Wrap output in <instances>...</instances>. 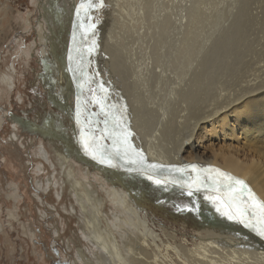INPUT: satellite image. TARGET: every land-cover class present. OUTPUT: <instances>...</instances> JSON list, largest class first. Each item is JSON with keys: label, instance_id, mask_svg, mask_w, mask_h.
Masks as SVG:
<instances>
[{"label": "rangeland", "instance_id": "rangeland-1", "mask_svg": "<svg viewBox=\"0 0 264 264\" xmlns=\"http://www.w3.org/2000/svg\"><path fill=\"white\" fill-rule=\"evenodd\" d=\"M70 1H74V0H70ZM149 1L152 2L153 0L152 1L149 0ZM221 1L222 0H191V1L177 0L176 3L173 1L172 6L169 5L168 3L167 5L170 7L166 6V10L168 12V15H170L168 18H171V21L173 20L175 22L174 27H176L177 25L179 26L178 17H179V13L181 12L179 9L183 8L181 7V5L183 6V4L186 6L189 5L188 8L190 7L189 20H191V22L188 20L186 21L187 23L189 22L190 24L189 23L187 24L185 22L184 23L185 27H182L181 29H179V27H176L177 28L176 29L173 27V25H172L173 28H170L171 26H169V29H171L169 31L171 32L168 31L169 33L166 32L163 33V35L160 32L163 31L162 27L160 28V24H162L160 22L158 24L159 27L157 26L155 27L153 24L152 29L150 30L146 29V26H144L139 30L143 31V33L146 32L147 34L148 33L149 34L146 36L142 35V37L141 35H139L140 39L138 41L139 36L138 33L135 32V28H134L137 26L134 25L133 27L132 22L126 19L128 18L127 16H125L124 18L126 19V22L128 21L127 22L128 24L130 23L131 26H128V24L124 20V22L126 23L125 24L122 20V17H120L119 19L120 15H118L115 12V10H113L114 12L111 11L112 12L111 18L106 16L107 15L106 12L110 8L109 0H96L95 3L97 4V7H93L87 10L88 13L84 11V19L86 20V22L89 23V24L87 23L88 26L94 24L96 28V29L89 28L88 33L84 34L85 36L83 38V44L86 42L85 43L86 45L82 44L81 46V51H83L82 49L83 47L84 48L83 54L85 53L84 61L82 64L84 65L83 71L86 73L85 78L86 79L90 78L89 80H86L88 87L86 86L84 89V96L87 98V101L92 102L93 92L90 91L91 88L98 90L99 89L98 86L106 83L105 86L106 85L109 86V87L103 86L105 89L107 88L106 89L107 92L109 91L108 93H106V100H105L106 106L112 107V111L116 112L115 113L116 115H120V110L126 107L128 108L125 115L127 116V123L129 124L130 131L133 133V135L130 137V140L134 141L133 138L136 140L135 137H137L138 142L141 141L140 143L143 144L142 140L146 139L145 137H147V134L151 132V127H153V123H155L156 121V114L158 112L157 109H159L160 106H163V103H161V98L165 90L163 87L165 86L163 84L164 80L162 79V75H159L158 73H157L158 76H156L157 74L154 75L156 73L155 71L156 70L158 71L160 69L159 67L156 66V64L157 65L159 64V66H161L160 64L164 65V62L167 60L165 58L169 59L171 57L170 60L172 62L169 63L171 66L168 64V62L167 63L165 62L164 68H166V71L168 69V74L170 75V77L173 76L172 79L174 77L176 78L178 75L182 76V71L183 69H185V67L184 68L181 67V63L183 61V55H184L182 46L183 45L186 46L188 44L191 45L194 42L193 40H197L199 43L202 41L200 38L201 36L198 37V35H196L199 33L200 26H202V24L204 23V25L201 28H206V25L210 26L212 21L213 22L219 21L217 19L221 18L222 16H223L221 19L222 21H220L219 24L222 22L223 29H225L224 27H226L224 26L225 24L227 25V28L230 26L228 24L233 20L231 19L232 16L230 15L229 11L226 10L228 9V7H226L225 4L224 5L221 4L220 3ZM101 2H102V6H99ZM151 4H154V2ZM148 5L149 3L147 2L146 5L144 6L143 9L144 12L142 14L144 19L142 18L141 15L140 21L142 19L143 21L144 20L149 21L150 16L154 13V11H150V10H154L153 7L151 9L150 6L149 9ZM256 5H257L256 0L253 1L251 0V2H249L247 6L246 14L248 20L246 21L242 29L243 41L239 49L240 57L238 61L233 64L232 63L229 64L232 61V59H228V56L226 54H222L218 58V63L216 64L217 66H215V68L216 67L219 68L213 69L215 70L213 71L215 77L212 74V72H209V70H211L209 69L206 73H203L201 74V76L199 75L194 79L196 80V83H199L201 85L200 86L199 84L198 85L196 84L198 86L197 88L198 91L196 90L197 91L196 95L198 97L197 101H198V106L201 109L197 108V105H195L197 104L195 99L196 95L195 98H193L194 101L193 105H195L194 107L197 108V111L198 110L202 111V109H204L203 111L205 112L206 111L205 109L207 110L209 109L207 105L211 108L210 105L214 101H216L217 98L215 97L223 94L224 92L228 93L229 91L231 94L239 86L245 84L249 79L253 77V74L255 73L257 66L262 63V60H264V55L261 53V49L264 48V21L263 22L259 21L257 23L252 19V14L255 12ZM58 7H60V5H58L57 3V5L54 7V11L55 9L56 12L57 10L59 11ZM220 8H222L225 12L222 13L221 11L219 17L218 12ZM206 11L209 13H206ZM226 12L228 13L226 14ZM174 13L178 14V16L176 17ZM228 14L231 17H229ZM103 17L104 18L106 17L105 20H107V22L103 21L104 20ZM113 17H116V19L114 18L113 20ZM56 18L58 19L59 16ZM117 19L119 20L118 23H116ZM241 19L242 18L240 16L236 20V29L239 31V33H241V29L239 28L241 24ZM151 20H154V18L152 19L151 17L150 21ZM203 20L206 22H204ZM38 21H41L42 24L40 25L41 28L40 26L37 25ZM98 26L99 27L102 26V27L99 28ZM187 27L192 31L188 30L186 32L185 29ZM98 28L99 29L103 28V30L104 28H106V30L107 28H109V30H107L106 32V30L103 31L102 29L97 30ZM154 29L157 32H155ZM38 30L43 32L44 39L49 38L48 36L49 29L46 25V22L44 21V18L41 16L39 7L37 6V0H0V226H1L0 264H97L93 256V254H95L94 251L95 248L84 237L82 232L84 231V229L82 228L83 226H81L82 218L80 216L81 213L80 208L75 200V197L72 194L73 192H71L70 186L68 185L69 183L63 181L65 179L64 175L62 174L64 169H62V167L58 163L59 157L57 156L54 148H52L51 144L48 142L47 135H45L41 131V129L43 128L45 129L54 128L61 134L60 136L62 137V140L65 139L66 136H69L67 133L68 132L67 127L66 126L64 127L63 126L64 124L57 122L56 117L58 113V108L56 106L57 100H55L57 97L52 93L53 88L49 83L50 82L49 78L51 77L50 71L48 69L49 67L44 62L45 59L44 53L45 52L47 54L50 53L51 48L49 46V43L46 42V40L43 41L40 40L38 36V32H39ZM100 31L101 32L103 31L104 33H101ZM136 34L138 37L136 36ZM172 34L175 36L172 37ZM192 34L193 35L195 34L196 36H193ZM102 35L106 36L107 38L106 41H109V36H113L111 37L113 39V43L116 42L117 40L119 41L118 44L119 43L122 44L123 42V45L120 44L118 47L120 50L119 54H121V56L122 54L124 55L125 58L122 56L123 57L122 59L125 60L124 62L126 65L127 64L129 66L131 65V68L129 67V69L127 67L128 71L126 74H124L125 81L126 83L128 82L127 84H129L126 85L128 86L127 88L126 86L123 87V85H119L117 83L114 84L112 82L113 72L111 71V69L109 70V66L107 63L108 55L102 50L103 48L101 45L99 47L98 44L97 45L95 44L96 45L95 48L97 49L95 50L94 48V50L91 53L88 52V49L93 47V41L95 40L98 41L99 39L98 36L102 39ZM116 35L117 38L118 36L120 38L123 35L124 37L120 38V40L119 38L116 40L114 39V36L116 37ZM95 36L97 37V39H95L96 38ZM180 37L183 39V41ZM186 38L187 40L188 39L189 40L187 41L188 43L185 45ZM112 39H110L109 42H111ZM97 41H95V43ZM197 41L196 43H194L195 47L197 46L196 45L198 43ZM146 42H148V44ZM167 42H169V44ZM100 43L101 42L99 41V44ZM152 44H154L155 46ZM148 46L153 50H150ZM163 46L166 48H164ZM207 48H205V50ZM124 51L126 53H124ZM153 51L154 53H158L156 54L158 56L156 55L154 56L153 54H150L151 52L153 53ZM165 51L167 52L165 53ZM160 53L161 55H159ZM181 53L183 54L181 55ZM133 54L135 56H132ZM98 55L100 56L102 55L101 58ZM148 55L155 57V61L157 58V62L153 61V64L149 63L148 66L150 68V71L149 69L148 70L146 69L147 70L146 71L145 68L143 70L141 69V71L143 72L146 71L144 72L146 75L143 73L145 77L142 76L143 77L142 79L140 78L142 75L140 68L144 66L140 64L142 66L140 67L139 65L138 66L139 70H138L136 65L139 64L141 60H142L141 62H143V60L145 61L146 57H149ZM190 55H191L190 57H192V55L194 56V54H190ZM134 58L137 60H134ZM96 63H99L97 64L98 66L94 65ZM152 65L154 66V68H152L153 67ZM133 68L134 71H132ZM151 68L154 69L155 71H153ZM135 70L137 71V74ZM97 74L98 75L101 74L100 76L102 80L101 79L99 80L100 77ZM128 74H130V76ZM132 74L134 76L137 75L136 76L137 78L134 77ZM206 74L208 75L206 76ZM105 75L108 80L106 78H103L105 77ZM3 76H8L11 79L10 86L6 85L7 84L6 81L1 80ZM203 77L205 79H202ZM103 79H106V81H103ZM137 79L140 80L138 81ZM148 79H150V81ZM131 80L132 82L133 81L134 82L131 83L130 82ZM143 80H145V83H143L144 82ZM153 80L156 82H154ZM99 81L100 84H98ZM107 81L112 83H107ZM136 81L139 83H136ZM187 81L188 80L185 81L186 85H189L187 84ZM95 82H97V84ZM94 83L97 86H95ZM188 83H190V81H188ZM112 84L119 86L116 88L117 91L116 89H114V86ZM158 84L159 85L162 84L163 86L162 85L159 86ZM153 85H155L156 87H154ZM121 86L125 89L124 90L120 89L122 88ZM199 86L201 88H203L202 86H204V88L206 89L204 91L206 93L203 92ZM108 88H110V90ZM161 89L162 90L164 89L163 92ZM199 89L201 90V92L199 91ZM208 91L209 94H207ZM120 92L123 93H121L120 95ZM198 92L199 94L200 93L201 94L199 95ZM213 94L215 97L213 96ZM176 99L178 100V97H176ZM176 99L172 101L173 104L171 103V105H169V109L170 110L174 109V112L177 114L174 113L173 115V113H169L168 116L169 122L167 123V129H165V131H167L168 133L166 134V132L164 131L165 134L163 135H165V138L162 135L163 142H161L162 143L161 146L164 148V150L168 151L169 154L173 152V150L171 151V149H174V151L176 150L175 148H177L178 144L181 142V140H183L181 139V137L186 136V133L188 134L191 131L190 130L191 126L189 127L188 124L190 123L192 124L193 121V119L191 121L190 118L191 117L190 112L192 111L191 109L193 107L190 104V101L192 100H190L189 104H187V102L186 103L183 102L184 99L181 100L179 99L180 101L179 100L177 101ZM125 101L127 103H125ZM114 105H115L114 107L115 109L113 108ZM184 107L187 109L185 110ZM136 108H138V111H135L137 110ZM134 111L138 113L136 114ZM201 111H199L198 113H201ZM81 112H82V116L84 117L83 109L81 110ZM188 112L190 115L189 114L187 115ZM183 113H186L187 117L190 116L188 117L190 119H187V117L184 116L185 119H187L188 121L182 119L183 117L178 118V115L179 114L182 115ZM48 116L51 117L50 123L53 125V127H51V125L48 124V118H47ZM148 117L149 119H152V121L149 120L148 122V120H146L147 122L144 121L146 122L145 124L142 123L143 120H145ZM151 117H153L154 119ZM228 121L229 123H231L232 122L231 118H228ZM180 122H186V124L185 123L182 124ZM202 126L203 125H199V129H197L196 127L193 132L195 135L202 134L201 136L203 139L198 140L199 143L201 141L197 149L199 155H211V153L213 152L212 150L218 149L219 147L229 148L230 150H234L237 148L236 147L237 140L239 145L238 149L244 150L242 149L243 146L242 142H239L242 141L241 137L237 138V140L235 139L236 140L235 142L230 141L228 137H223V132L218 133V137H216V133H212V131H208L210 129L209 126H207L208 128L206 127L207 130L206 132L205 129L202 128ZM203 134L206 136L204 137ZM178 141L180 142L178 143ZM169 144H171V146H169ZM168 146L171 148H169ZM40 149L41 150L43 149L45 151L46 153L45 159L41 155ZM191 155H193V151L189 149V146H183L181 150V156L187 158ZM73 166L75 170H79L78 173L83 174V170L84 169L87 170V172L84 175V178L86 177V181L90 185L91 189L93 191H97V194L101 198H103L105 202V209H104L105 212L109 211L110 207H112L114 211H117V209L119 211V207L117 208L114 199H112V195H111V193L113 192L112 189L113 186L116 189L119 188V192L122 190L123 192L127 191L128 193H130L129 201L132 203L134 207L136 203L139 204L140 208L136 206L137 210L139 209L138 212L140 213V215H143V218L147 222L148 227L151 228L158 235V238L163 242L166 241L177 245H185L187 247H191L194 243L200 240V237L203 239L206 238L205 232H201L202 230L198 232V230L196 229L197 226H195V222H194L195 220L193 219V215L191 213L194 210L199 211L201 209L200 212H202V214L209 216L210 211L209 210L207 211V207L208 206L213 207V204H211L210 202L209 204L205 200L204 196L195 193L192 196L186 194L184 195V193L181 194L180 192L176 193L175 189H170V188L168 189V187L163 188L161 186L156 187L155 189H153V191L149 190L147 192V189H144L143 187L135 186L133 183L129 182V180L126 179L125 181L127 182V185L125 187L124 185L118 182L112 184L113 180L108 179L109 180L108 181L106 177L96 172L95 171L96 168L91 164L87 165L88 169H86V166L84 165L83 161L80 162L76 161L75 164H73ZM49 179L52 182H48ZM126 213L127 215H129V217H133L132 211L126 210ZM88 215H91L90 209L88 211ZM88 215H86L85 217L87 218ZM129 221H130L129 219H126L124 221L125 226H127L128 224V228L130 230L135 229L134 226L129 224L130 223ZM118 226H119L118 228H121L120 225ZM118 228L116 230H118ZM134 231H136V229ZM78 250H81L84 256L83 259L78 258V254H77ZM177 262H178L177 264L179 263L182 264L180 261Z\"/></svg>", "mask_w": 264, "mask_h": 264}, {"label": "bare ground", "instance_id": "bare-ground-1", "mask_svg": "<svg viewBox=\"0 0 264 264\" xmlns=\"http://www.w3.org/2000/svg\"><path fill=\"white\" fill-rule=\"evenodd\" d=\"M78 1L79 0H74V1H70V0H67V1H64V0H37V6L39 7L41 16L44 18V21L46 22V25L49 29V33H48L49 38L44 39L43 32L39 31V30H38L39 31L38 36H39L41 41L46 40V42L49 43V46L51 48L50 53L47 54L45 51H43V52H45L44 53V57H45L44 62L48 65V67H49L48 69L50 71L51 77L49 78V80H50L49 83L51 84V86L53 88L52 93H53V95H56V97H57L55 99V100H57L56 106L58 108V113H57L56 118H57L58 123L64 124L63 126L67 127V130H68L67 133L69 136H66V137L64 136L65 139L62 140V137L60 136L61 134L54 128H51V129L43 128V129H41V131L45 135H47L48 142L51 144L52 148H54L57 156L59 157L58 163L62 167V169H64L62 174L64 175L66 180L64 179L63 181H66L69 183L68 185L70 186L71 192H73L72 194L75 197V200H76V202L80 208V211H81L80 216L82 218L81 226H83L82 228L84 229V231H82V232H83L84 237L95 248V250H94L95 254H93V256L96 260V263L97 264H177L178 263L177 261H180L182 264H264V237H261L260 235L257 234L256 231L252 230L251 228L245 227L241 223H238L236 221H230L226 217H222L216 211V208L214 206L213 207H209V206L207 207V211L208 210L210 211L209 216L202 214V212H200L201 209L199 211L194 210L191 212L193 215V219L195 220L194 221L195 226H197L196 229L198 230V232L201 230H202L201 232H205L206 238L203 239L200 237V240L198 242L194 243L191 247H187L185 245H177V244H173V243L166 242V241L163 242L162 240H160L158 238V235L151 228L148 227L147 222L143 218V215H140V213L138 212L139 209L137 210V207L140 208L139 204L136 203L135 207H134L132 205V203L129 201L130 193H128L127 191L123 192L122 190L119 192V188L116 189L112 186V189H113V192L111 193L112 199H114V202H115L117 208L119 207V211H118V209H117V211H114V209L112 207H110L109 211L105 212L104 211L105 202H104L103 198H101L97 194V191H93L91 189L90 185L86 181V177L84 178V175L87 172V170L84 169L83 174L78 173L79 170H75V168L73 166V164H75L76 161H79V162L83 161L84 165L86 166V169H88L87 165L91 164L92 166H94L96 168V170H95L96 172L102 174V176L106 177L107 180L108 179L113 180L112 184H114L115 182H118V183H120L126 187V185H127V182L125 181V179H126V180H129V182L133 183L135 186L143 187L144 189H147V192L149 190L153 191V189H155L156 187L161 186L163 188L168 187V189L169 188L175 189L176 193L180 192V194L184 193V195L185 194L188 195L187 194L188 188H187L186 182H190L191 179L195 178V176H196V172H194L191 168H187L183 172H179V171H171L167 167L164 168L163 170H160V169L151 170V169L147 168V165H152V164L165 165V166L175 165L177 168H182L184 165L196 164L198 166V170L206 169L209 167L216 168V169L221 170L222 172L230 173L231 175L236 176V177L244 180L248 184L249 188H251V190L255 193L256 197L259 200L264 201V60H262V63L257 66L255 73L253 74V77L251 79H249L245 84H243V85L239 86L237 89H235L234 92L231 91L232 92L231 94H230V91L228 93L224 92L221 95L218 94L219 96H217V97H215L213 94V96L217 99H216V101H214L212 99L214 102L212 101L213 103L212 104L210 103L211 105L209 104L211 106V108L207 105V107L209 109L208 110L205 109L206 110L205 112L203 111L204 109H202V111L201 110L197 111V108H200L198 106V101H197L198 97L196 95L197 91H198L197 85L199 83H196V80H194L199 75L201 76V74L206 73L209 69H211V70H209V72H212V74L214 75L213 71H215V70H213V69L217 68V67L215 68V66H217L216 64L218 63V58L222 54H226L228 56V59H232V61L229 64H231V63L233 64V63L238 61V59L240 57L239 56V49H240V47L242 45V41H243V30L242 29H243L246 21L248 20L246 10H247L248 3L251 2V0H222L220 3L223 5L225 4L226 7H228V9H226V10L229 11V13L232 17L229 14L228 15H229V17H231V19H233L231 22L229 21L230 22L229 24L227 23L230 26L227 28V25L224 23L225 24L224 26H226V27H224L225 29H223L222 22L219 24V22L222 21L221 20L223 17L222 16L221 18L217 19L219 21H217V22L212 21L210 26L206 25V28H201L204 25V23L202 24V26H200L199 33L196 34V35H198V37L201 36L200 38L202 41L200 43L197 40H193L194 42L192 41L193 43L191 45H189V44L186 45L188 43L187 41L189 39L188 40H187V38L185 39L186 40V42H185L186 46H184V45L182 46L183 47L182 49L184 51V55H183V61L181 63V67L182 68L185 67V69H183V71H182V76L178 75L176 78L174 77L172 79L173 76L170 77V75L168 74V69L166 71V68H164L165 62L166 63L168 62V64L170 62H172L170 60L171 57L169 59L165 58V59H167L166 61L163 60V61H165L164 65L160 64L161 66H159V64L158 65L156 64V66L160 68L158 70L159 72L157 70L155 71L154 69H152V68H154V66L152 65L153 67L151 69L156 72L154 75H156L158 73L159 75H162V79L164 80V83L162 81V83L165 86V87H163L165 89V90L163 89L164 92L161 89L163 92V95L161 98V103H163V106H160V108L158 107L159 109H157L158 112L156 114V121H155V123H153V127H151V132L149 134H147V137H145L146 139L142 140L143 144L140 143L141 142L140 140H139L140 142H138L137 137H135L136 140L133 138L134 141L130 140V142L138 150H140L143 153L144 161H145V168H144L143 172H141V171H131V172L128 171L129 167H136V166L132 165V164H130V162H128L126 160H122V159H114L113 162L115 164H117V167H111L108 164L99 163L97 160L92 159L89 155H86L84 153V151L82 150L79 142H78L79 126L76 123L77 96H79V98H80L81 110L83 109V113H84V117H85V119H84V117L81 116L82 123H86L87 118L90 117L91 121H92L91 127L94 130L97 128H103V126H104L103 125L104 116H103V113H100L99 107L96 106L93 102L87 101V98L84 96V89L87 86L86 80H89L90 78L86 79L85 78L86 73L83 71L84 65H82V64L84 61V54L85 53L83 54V51H84L83 47H82L83 51H81V46L83 44V38L85 36L84 34L88 33V30L90 27L88 26L89 23L86 22V20L84 19V11L83 10L81 11L79 16L74 13V10L76 9V4ZM144 1H147V0H109L110 8L107 10L106 16L111 18V16H112L111 13L114 12L113 10H115V12L118 15H120L119 19H120V17H122L123 22H124V20L126 22V19H128V21L132 22L133 27H134V25L137 26V27H134L135 32L138 33V36L141 35V37H142V35L146 36L149 34V33L147 34L146 32L143 33V31L139 30L140 28H143L144 26H146V29L150 30V29H152L153 24L155 27L156 26L159 27L158 24L160 22V23H162V24H160V28L162 27V30H163V31H160L162 35H163V33H166L169 30H171V29H169V26H171L170 28L174 27L175 22L173 20L171 21V18H168L170 15H168V12L166 10V6L170 7L167 5L168 3H169V5L172 6L173 1L176 3L177 0L176 1L175 0H153V1L151 0L152 2H150L148 0L147 2L149 3V5H148L149 9H150V6H151V9H152V7L154 9V10H150V11H154V13H153L154 15L149 14V15H151L150 18L151 17H152V19L154 18V20H151V21H150V18H149V21H147V20L143 21V19H144L143 15H142L144 12L143 9L147 3ZM182 1H184V0H182ZM189 1H191V0H189ZM95 2H96V0H95ZM153 2H154V4H151ZM209 2H211V1H209ZM57 3H58V5H60V7H58L59 11L57 10V12H56V9L54 11V7L57 5ZM202 3H203V1H202ZM256 4L257 5L255 8V12L252 14V19H253V21H256L257 23L259 21L263 22L264 21V19H263L264 18V0H256ZM188 6L183 4V6L181 5V7H183V8L179 9L182 12V13L181 12L179 13V17H178L179 18V21H178L179 26L178 25L176 26V27H179V29H181L182 27H185L184 23L187 20L191 22V20H189V16H190L189 15L190 14L189 9H190V7L188 8ZM222 8H220L219 12L217 11L219 13V17H220L221 11H222V13L225 12ZM186 9H187V11H186ZM173 12H175V11H173ZM191 12H192V10H191ZM206 13H209V12L206 11ZM227 13L228 12H226V14ZM117 14H115V15H117ZM141 15H142L143 19L140 21ZM175 15H176V17L178 16V14H175ZM221 15H223V14H221ZM58 16H59V18H58L59 20L56 18ZM125 16H127L128 18L125 19L124 18ZM192 16H193V14H192ZM240 16L242 18L241 24L239 26V28L241 29V33H239V31L236 29V20ZM147 17H148V15H147ZM105 18L103 21L107 22V20H105ZM114 18L116 19V17H113V20H114ZM116 21H115L116 23L119 22L118 19ZM214 21H216V20H214ZM172 22H173V24H172ZM201 22H202V20H201ZM204 22H206V21H204ZM116 23H113V24H116ZM37 25L38 26L42 25L41 21H38ZM74 25H75V29H74ZM172 25H173V27H172ZM128 26H131L130 23L128 24ZM100 27H102V26H100ZM104 27H106V26H104ZM176 27H174V28H176ZM40 28H41V26H40ZM99 28L97 30H101V29L103 30V28H101V29H99ZM220 29H222V30H220ZM74 30L76 32L75 41L73 40ZM104 30H106V28H104ZM107 30H109V28H107ZM107 30H106V32H107ZM110 30H111V27H110ZM188 30H191V29H189L187 27L185 29V31L187 32ZM103 31L102 32L100 31V32L104 33ZM154 31H155V29H154ZM155 32H157V31H155ZM169 32H171V31H169ZM155 35H157V34H155ZM164 35H167V34H164ZM196 35L194 34L193 36H196ZM136 36H137V34H136ZM173 36H175V35L172 34V37ZM111 37H113V36H109V41H110V39H112ZM122 37H124V35L121 36L120 38H122ZM137 37H135V38H137ZM98 38H99L98 41L95 40L98 43L96 42L95 44L96 45L98 44L99 47L101 45L103 48L102 50L105 53H107V55H108L107 63L109 66V70L111 69V71L113 72L112 82L114 84L117 83L119 85H123V87H125L126 85H129V84H127L128 82L126 83V81H125V75L124 74H126L128 71L127 67L129 69V67L131 68V65L130 66L128 64L126 65L124 62L125 60L122 59L124 57V55L122 54V56H123L122 57L121 54H119L120 50L118 47L121 44V43L118 44L119 41L117 39L119 38V36H118V38H117V35H116V37L114 36V39L117 40L114 43H113V39L111 40V42L106 41L107 38L105 35H102V39L99 36H98ZM120 38H119V40H120ZM95 39H97V37ZM139 39H140V36L138 38V41H139ZM99 41L101 42L100 44H99ZM136 41H137V39H136ZM182 41H183V39H182ZM196 41L199 44L197 43L196 44L197 46L195 47L194 43H196ZM173 42H174V40H173ZM146 43L148 44V42H146ZM167 43L169 44V42H167ZM209 43H210V45H209ZM180 44H183V43H180ZM207 44H208V46H207ZM121 45H123V42ZM152 45H154V44H152ZM160 46H161V44H160ZM131 47H133V46H131ZM167 47H169V46H167ZM173 47H174V45H173ZM164 48H166V47H164ZM205 48H207V49L205 50ZM70 49L72 50L71 51V54H72V60L71 61L69 60ZM96 49L97 48H95V50ZM124 49H125V47H124ZM135 50H136V48H135ZM150 50H153V49L150 48ZM103 51H101V52H103ZM166 52L167 51H165V53ZM81 53L83 54L82 56H81ZM124 53H126V52L124 51ZM261 53L264 55V48L261 49ZM150 54H153L155 56L158 53H154V51H153V53L151 52ZM182 54L183 53H181V55ZM190 54H194V56L192 55V57H190L191 56ZM159 55H161V53ZM86 56H87V54H86ZM98 56H100V55H98ZM101 56H100V58H101ZM132 56H135V55L133 54ZM148 56L149 57H146L145 61L143 60V62H141L142 61L141 60L140 61L141 63L139 62V64L136 65L137 68L140 64H142L144 66V67H141L142 65H140V67H141L140 71H141V69L143 70L144 68H145V70L149 69V71H150V68L148 65H149V63L153 64V61H155V57H152L150 55H148ZM156 56H158V55H156ZM171 56H173V55H171ZM87 59H89V58H87ZM134 60H137V59L134 58ZM155 62H157V58H156ZM161 63H163V62H161ZM97 64H99V63H96L94 65H97ZM78 65H82V71L77 70ZM74 70H75V77H74ZM131 70H130V73H131ZM138 70H139V68H138ZM132 71H134V68ZM146 71H144V72H146ZM135 72L137 74L136 70H135ZM141 72H142V75L140 78L143 79V77H145L146 74L143 71H141ZM143 73L145 75H143ZM158 74L156 76H158ZM87 75H88V73H87ZM100 75H98L100 77L99 80L101 79ZM128 75L130 76V74H128ZM207 75L208 74H206V76ZM136 76H134V77H136ZM166 76L169 78H167ZM202 76H205V75H202ZM214 77H215V75H214ZM103 78H106V75ZM106 79H103V81H106ZM113 79L115 82L113 81ZM169 79H170V81H169ZM202 79H205V78L203 77ZM206 79H208V78H206ZM1 80L6 81L7 86L11 85V79L8 76H3L1 78ZM110 80H111V78H110ZM145 80H146V78H145ZM145 80H143L144 82L143 81L142 82L145 83ZM148 80L150 81V79H148ZM167 80H168V82H167ZM186 80L190 81V83H188V81H187V84H189V85H186V82H185ZM147 81H146V84H147ZM112 82L107 81V83H112ZM130 82L133 83L134 81L132 82V80H131ZM154 82H156V81H154ZM213 82H214V80H213ZM81 83H83V87L78 88V84H81ZM95 83L97 84V82H95ZM95 83H94V85H95ZM136 83H139V82L136 81ZM98 84H100V81L98 82ZM105 84H103V86H105ZM114 84H112L114 86V89L119 87V86H116ZM155 85H156V83H155ZM155 85H153V86L156 87ZM161 85L162 84H160L159 86H161ZM185 85H186V87H185ZM95 86H97V85H95ZM113 86H112V88H113ZM98 87H96V88H98ZM105 87H109V86L106 85ZM123 87L120 89L124 90L125 88H123ZM127 87L128 86H126V88ZM202 87L204 88V86H202ZM159 88H162V87H159ZM203 88H201V89L203 92H205L204 90H206V89L205 88L203 89ZM108 89L110 90V88H108ZM116 91H117V89H116ZM199 91L201 92L200 89H199ZM162 92H161V94H162ZM121 93H123V92H120V95H121ZM198 94H199V92H198ZM207 94H209V91L207 92ZM155 95H156V93H155ZM155 95H153V96H155ZM195 95H196V98H195ZM146 97H148V96H146ZM176 97H178V100L184 99L183 102H185V103L187 102V104H189L190 100L193 101V98H195L196 103H197L195 105H197V108H195L194 107L195 105H193L194 101L193 102L190 101V104L194 107V108L192 107V109H191L192 111L190 112L191 117L188 116L191 118V121L193 119L192 124L191 123H190L191 125L188 124L189 127L191 126L190 127L191 131L188 134L186 133V136L181 137V139H183V140L180 139L181 142L178 141V143L179 142L180 143L179 144L177 143L178 146L176 145L177 146V148H175L176 150L174 151V149H171V151L173 150V152L171 154H169L168 151L164 150V148L161 146V144H162L161 142H163L162 141V135L165 134L164 131H165V129H167V123L169 122V120H168L169 113H173V115L175 113L174 109H172L173 111L169 109V105H171L172 101L175 100ZM115 100H117V99H115ZM124 100H125V98H124ZM141 100H143V99H141ZM138 101H139V99H138ZM146 101H147V99H146ZM125 103H127V102L125 101ZM86 107H87V109H86ZM173 107H171V108H173ZM201 107H203V106H201ZM205 108H206V106H205ZM107 109L112 110V107L106 106V110ZM116 109H117V107H116ZM119 109H120V106H119ZM136 109L137 110H135V111H138V108H136ZM186 109L187 108H185V110ZM195 109H196V111H195ZM127 110H128V108H127ZM146 110H148V109H146ZM169 110L172 112H170ZM183 111H184V109H183ZM199 111H201V113H198ZM130 112H132V111H130ZM97 113H99V115H96ZM135 113L137 114L138 112H135ZM175 114H177V113H175ZM188 114H189V112L187 113V115ZM179 115H178V118L183 117L182 119H185V117H187L186 113H183L180 116ZM171 116H172V114H171ZM188 117H187V119H190ZM47 118H48V124L51 125V127H53V125L50 123L51 117L48 116ZM126 118H127V116H126ZM151 118H153V117H151ZM228 118H231V121H232L231 123H229ZM187 119H185V120H187ZM146 120H148V122H149V120L152 121V119H149V117H148L145 120H143L142 123L145 124L147 122ZM170 120H171V118H170ZM144 121H146V122H144ZM180 121H181V119H180ZM69 123H71V124H69ZM180 123L186 124V122H180ZM150 124H151V122H150ZM199 125H203L202 128L205 129V132L207 131L206 127L209 126L210 129L208 131H212V133H216V137H218V133L223 132V137H228L230 139V141L235 142L237 140V138L241 137L242 141H239V142H242V145H243L242 149H244V150L238 149L239 145H238V142H237L238 140H237L236 141V143H237L236 147L237 148L236 147H235L236 149L233 148L234 150H230L229 148L219 147L218 149L212 150L213 154L211 153V155H199L197 152L198 151L197 149H198L201 141L199 143L198 140L203 139L201 136L202 134L195 135L193 133L194 129L196 127H197V129H199ZM128 126H129V124H128ZM180 126H181V124H180ZM218 130H219V132H218ZM165 132H166V134L168 133L167 131H165ZM143 133H145V132H143ZM239 134H240V136H239ZM141 136H142V134H141ZM163 136L165 138V135H163ZM205 136L206 135H204V137ZM102 143L105 144V146L109 152L114 151V149L112 148V140L111 139H106L105 141H102ZM169 146H171V144H169ZM173 146H174V144H173ZM183 146H189V149H191L193 151V155H191L187 158L181 156V150H182ZM166 148H167V146H166ZM169 148H171V147H169ZM40 153L45 159L46 158L45 151L43 149L42 150L40 149ZM148 175H153L154 178L161 179L163 181V183L161 185L154 184L151 180H149L147 178ZM205 175H207V173H205ZM87 178H88V176H87ZM172 181H175V183H172ZM48 182H52V181L49 179ZM92 186H94V185H92ZM131 190H132V188H131ZM194 193L202 195L204 197L209 194V192L206 191L203 187L201 188V190L199 192L194 191ZM206 201L208 203L210 202L208 200H206ZM208 203H206V204H208ZM89 209L91 210V215H88ZM204 209H206V208H204ZM126 210L132 211L133 217H129V215H127V213H126ZM86 215H88L87 218L85 217ZM112 219H113V221H112ZM126 219L130 220L129 224L134 226L136 231H134L135 229L130 230L128 228V224H127V226H125L124 221ZM118 225H120L121 228H118L119 227ZM117 228H118V230H116ZM0 229H1V226H0ZM129 233H131V234H129ZM77 254H78V258L83 259L84 256H83L81 250H78Z\"/></svg>", "mask_w": 264, "mask_h": 264}, {"label": "snow or ice", "instance_id": "snow-or-ice-1", "mask_svg": "<svg viewBox=\"0 0 264 264\" xmlns=\"http://www.w3.org/2000/svg\"><path fill=\"white\" fill-rule=\"evenodd\" d=\"M99 6H102V2ZM97 7L95 0H81L77 5L76 11L79 16L81 11ZM91 29L95 25H89ZM75 29V25H74ZM76 39V32H73V40ZM95 41L93 47L88 49L91 53L95 48ZM71 49L69 51V60H72ZM83 54L81 53V56ZM77 70L82 71V65H78ZM75 77V70H74ZM83 87V83L78 84V88ZM93 92L92 102L99 107L100 113H103V128L93 129L91 127V118H87L86 123L81 121V105L80 98L77 96L76 107V123L79 126L78 142L86 155L92 159L97 160L99 163L108 164L111 167H117L113 161L114 159H122L130 162L136 167H129L128 171H141L145 168V161L143 153L138 150L131 142L130 137L133 133L127 123L126 111L124 108L120 110V115H116L111 109L106 110V93L107 90L103 85L99 89H90ZM115 106H113L114 108ZM96 115H99L97 113ZM106 139L112 140V148L114 151L109 152L102 141ZM168 168L171 171L183 172L187 168H191L196 172L195 178L187 183L188 195L192 196L195 192H199L203 187L209 192L204 198L210 201L216 208V211L230 221H236L243 224L245 227L251 228L256 231L258 235L264 237V201L259 200L255 193L249 188L248 184L230 173L222 172L216 168H206L198 170L196 164L184 165L182 168H177L175 165H147L148 169L163 170ZM207 173V175H205ZM147 178L156 185H161V179L154 178L153 175H148ZM175 183V181H172ZM198 210V209H197Z\"/></svg>", "mask_w": 264, "mask_h": 264}, {"label": "water", "instance_id": "water-1", "mask_svg": "<svg viewBox=\"0 0 264 264\" xmlns=\"http://www.w3.org/2000/svg\"><path fill=\"white\" fill-rule=\"evenodd\" d=\"M80 3H81V0H79V1L77 2V4H76V8H77V5L80 4ZM76 12H77V11H76V9H75V10H74V13L77 14Z\"/></svg>", "mask_w": 264, "mask_h": 264}]
</instances>
